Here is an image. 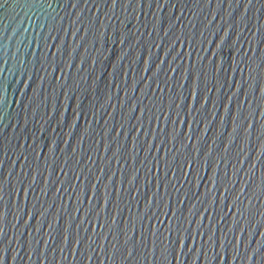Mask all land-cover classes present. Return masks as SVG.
I'll return each instance as SVG.
<instances>
[{
	"label": "water",
	"instance_id": "1",
	"mask_svg": "<svg viewBox=\"0 0 264 264\" xmlns=\"http://www.w3.org/2000/svg\"><path fill=\"white\" fill-rule=\"evenodd\" d=\"M0 264H264V0H0Z\"/></svg>",
	"mask_w": 264,
	"mask_h": 264
}]
</instances>
